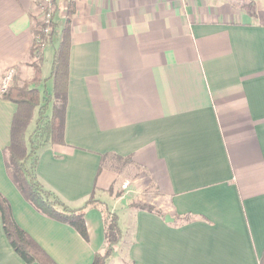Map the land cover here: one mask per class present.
Returning a JSON list of instances; mask_svg holds the SVG:
<instances>
[{
  "label": "crops",
  "instance_id": "crops-1",
  "mask_svg": "<svg viewBox=\"0 0 264 264\" xmlns=\"http://www.w3.org/2000/svg\"><path fill=\"white\" fill-rule=\"evenodd\" d=\"M74 2L65 142L38 151L40 183L71 209L95 192L118 217L107 264H264V0ZM68 3L56 2L61 37L42 73ZM38 10L0 0V194L56 264H93L101 212L86 215L87 242L33 208L5 166L17 106L1 98L2 80L11 69L33 78ZM114 156L132 160L126 173L103 169ZM0 264H25L1 216Z\"/></svg>",
  "mask_w": 264,
  "mask_h": 264
},
{
  "label": "trees",
  "instance_id": "trees-1",
  "mask_svg": "<svg viewBox=\"0 0 264 264\" xmlns=\"http://www.w3.org/2000/svg\"><path fill=\"white\" fill-rule=\"evenodd\" d=\"M252 5V4H251ZM74 1H69L66 12V24L63 38L55 53L50 78L44 79L42 73L45 48L52 44L57 25L49 26L51 34H46L45 26L36 23L33 27L35 42L31 52L34 70L33 78L26 83L14 79L9 90L1 96L17 106L11 129V144L4 152L5 166L9 178L24 199L43 215L75 229L85 241H89L86 215L90 210L101 212L105 224V247L102 253L95 256L93 264H107L116 246L122 240L119 219L110 212L107 204L95 197V192L85 206L78 209L68 207L55 193L45 189L40 183L36 171L38 151L47 145H62L65 142L66 108L68 100L71 21L75 15ZM39 40L37 42L36 40ZM53 82V91L47 88L48 81ZM50 109L51 112H50ZM34 130L28 133L33 124ZM29 134V135H28ZM115 164L126 167L132 160L118 156L104 162L103 169ZM115 169V168H114ZM135 209L151 210L136 205ZM0 216L4 231L13 250L25 264H56V262L23 230L14 220L11 206L0 194Z\"/></svg>",
  "mask_w": 264,
  "mask_h": 264
},
{
  "label": "built area",
  "instance_id": "built-area-1",
  "mask_svg": "<svg viewBox=\"0 0 264 264\" xmlns=\"http://www.w3.org/2000/svg\"><path fill=\"white\" fill-rule=\"evenodd\" d=\"M69 1H75V0H69ZM57 0H38V11H39V24L41 26H45L46 30L45 33L46 34H51L50 28L49 26L51 25V23L53 22L54 19V14L57 10V5H56ZM37 42H39V40H36ZM16 76V70L11 69L8 70L5 75L4 78L2 80V85H1V94H5L9 88L11 87L14 79Z\"/></svg>",
  "mask_w": 264,
  "mask_h": 264
},
{
  "label": "rangeland",
  "instance_id": "rangeland-1",
  "mask_svg": "<svg viewBox=\"0 0 264 264\" xmlns=\"http://www.w3.org/2000/svg\"><path fill=\"white\" fill-rule=\"evenodd\" d=\"M235 1H237V2H241V3H243L245 0H235ZM246 1H248V0H246ZM61 10H63V8L61 9ZM59 16V15H58ZM60 21V20H59ZM60 37H61V32H60V30H58L57 31V34H56V36H55V40H54V44H55V46H57V43H58V41L60 40ZM53 55H54V46H51V47H49L48 48V50H47V61H46V64H45V66H44V69H43V78L46 80L47 79V77H48V75L49 74H51V71H52V67H53V62H52V59H53ZM50 71V72H49ZM47 87H48V89L50 90L51 89V87H52V83H48L47 84ZM32 127V126H31ZM30 129V128H29ZM32 130H33V128H32ZM115 166V170L118 168L119 169V171H121L122 173H126V171L129 169V168H127L128 166H126V167H124V166H122V164H118V163H114V162H112ZM117 167V168H116ZM118 169H117V171H118ZM120 172V173H121ZM124 175V177H131L130 175L128 176V175H126V174H123ZM133 177V176H132Z\"/></svg>",
  "mask_w": 264,
  "mask_h": 264
},
{
  "label": "water",
  "instance_id": "water-1",
  "mask_svg": "<svg viewBox=\"0 0 264 264\" xmlns=\"http://www.w3.org/2000/svg\"><path fill=\"white\" fill-rule=\"evenodd\" d=\"M166 222L170 223V222H173V220L170 218V217H166Z\"/></svg>",
  "mask_w": 264,
  "mask_h": 264
}]
</instances>
